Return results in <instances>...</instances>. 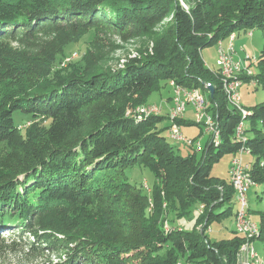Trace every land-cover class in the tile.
Returning <instances> with one entry per match:
<instances>
[{"label":"trees","instance_id":"trees-1","mask_svg":"<svg viewBox=\"0 0 264 264\" xmlns=\"http://www.w3.org/2000/svg\"><path fill=\"white\" fill-rule=\"evenodd\" d=\"M182 1L186 9L178 0H0V88H8L0 98V230L17 225L20 232L8 230L31 238L26 264H236V231L213 244L205 236L210 222L232 216L234 201L211 168L247 149L248 178L264 200V45L253 76L241 77L263 92L246 109L244 143L234 139L240 113L201 51L235 31L264 37V0ZM96 29L152 46L120 69L53 72L64 48ZM171 81L205 96L218 146L210 137L182 157L161 135L166 115L132 116ZM135 165L153 174L147 193L128 183ZM193 210L191 231L168 226ZM258 217L254 240L264 237V211Z\"/></svg>","mask_w":264,"mask_h":264},{"label":"rangeland","instance_id":"rangeland-1","mask_svg":"<svg viewBox=\"0 0 264 264\" xmlns=\"http://www.w3.org/2000/svg\"><path fill=\"white\" fill-rule=\"evenodd\" d=\"M180 7L186 9L187 4L183 3L182 0H178ZM192 2V0H190ZM236 40L233 42V47L235 54H233L234 60L242 61L241 63L244 66H248L255 59H258L262 46L264 45V37L262 32L258 29H250L246 32L240 30L235 31ZM228 43V38L223 40V48H225ZM14 47H18L13 45ZM151 43L146 39H126L122 40L119 37L108 34L104 30L96 29L90 30L79 38L74 44H69L64 48V54L62 58H58L55 64L53 65V72L63 73L82 71L85 69L87 72L94 70H115L120 69L130 58L137 57L140 53L139 51H149L151 48ZM217 45L209 46L201 51V58L210 70L216 71V59H217ZM73 54H76L70 61H68L64 66L62 63L65 58H71ZM245 54L251 58L250 60H243ZM71 55V56H70ZM61 59V60H60ZM250 69L255 71V65L251 64ZM8 88H0V98L6 94ZM172 88L167 85H161L158 91L153 92L145 102L146 106H157L161 107L162 114L168 113L171 107V98H172ZM240 94V105L247 110H251L256 105L260 104L263 101V92L259 86L254 85L252 82H244L239 89ZM185 121H194V111L191 106H188L186 113L184 115ZM25 121L22 124H26ZM194 123V122H193ZM169 122L164 120L160 124V128L163 129L161 135L166 139L169 145L173 148V151H177L178 154L182 157L187 156L188 153L200 151L204 148L206 143L210 139V135L205 133V129L202 126H197V124L190 125H181L179 128L180 133L186 140L193 141L191 146H187L182 142H175L170 139L169 133ZM200 147V148H199ZM3 149V146L0 147V152ZM233 157H239L237 154H224L220 160L213 164L211 168V175L219 179L229 182L228 179V168L230 161ZM242 162L244 165L252 163L253 158L250 155L243 154L241 156ZM125 176L127 177L128 183L136 185L139 188H142L143 183H146L149 188L155 184V179L153 174L147 169L135 165L131 169L125 171ZM143 189V188H142ZM144 193H147L143 189ZM247 207L249 219L253 222H258L259 213L264 211V200L262 199L261 188L260 187H251L246 193ZM231 212L232 216L224 220L212 221L210 222L209 232L205 234L206 239L209 243H218L221 240L229 239L234 232V221L233 215L238 209V204L235 200L232 202ZM228 208V206H222L217 210V214L221 213ZM198 213L196 210H193L191 214L186 218L182 217L177 220H170L168 226L178 229H183L184 231H191L195 224ZM11 222L10 224H12ZM4 229L0 230V264H26L27 257L25 253L27 252V247L25 242L31 241V238L21 237L18 235L12 234L8 229H17V225H4ZM20 232L17 229L18 233ZM253 246L263 260H264V237L259 240L253 241Z\"/></svg>","mask_w":264,"mask_h":264},{"label":"built area","instance_id":"built-area-1","mask_svg":"<svg viewBox=\"0 0 264 264\" xmlns=\"http://www.w3.org/2000/svg\"><path fill=\"white\" fill-rule=\"evenodd\" d=\"M236 40L235 33H232L228 37V43L223 48V41L217 42V59L216 67L221 77V89L226 96V101L229 106L240 113V122L235 127L234 139L237 142L244 143L245 136L244 130L246 128V117L249 116V112L240 105L239 89L241 88L243 81L241 77L251 78L254 72L250 69V65L256 63V59L248 66H244L240 60H234L233 54L235 50L233 42ZM71 56V55H70ZM76 54H73L71 58H65L62 65L64 66L70 59ZM249 56L245 54L243 60H250ZM256 85L254 81L250 83ZM169 86L172 88L171 107L167 114L166 120L169 122L170 139L175 142H182L187 146L192 145V141L184 138L179 131L178 120L184 119L186 109L191 106L194 111V123L202 126L205 129V133H208L212 139L214 146L219 145V131L218 126L212 119V117L206 112V99L199 90H188L185 87L176 86L172 81L169 82ZM132 116L135 119L140 120L148 116H159L162 114L161 107L157 106H139L134 109ZM239 157H233L230 161L228 168V179L234 190V200L238 204V209L235 212L234 218V231H236L242 238L243 242L239 246L236 254V264H264V260L259 257L253 246V240L259 234L258 224L249 219L248 205L246 199V193L254 185L248 178V164L244 165L241 159L243 154L249 155L247 149H240L236 153ZM147 192L149 188L146 183L142 186ZM167 226L165 225V228ZM209 231V230H208ZM178 264H180L178 262Z\"/></svg>","mask_w":264,"mask_h":264},{"label":"water","instance_id":"water-1","mask_svg":"<svg viewBox=\"0 0 264 264\" xmlns=\"http://www.w3.org/2000/svg\"><path fill=\"white\" fill-rule=\"evenodd\" d=\"M208 91H209L210 96H212L213 88L212 87H208Z\"/></svg>","mask_w":264,"mask_h":264},{"label":"crops","instance_id":"crops-1","mask_svg":"<svg viewBox=\"0 0 264 264\" xmlns=\"http://www.w3.org/2000/svg\"><path fill=\"white\" fill-rule=\"evenodd\" d=\"M167 114V113H166ZM165 115V114H164Z\"/></svg>","mask_w":264,"mask_h":264}]
</instances>
